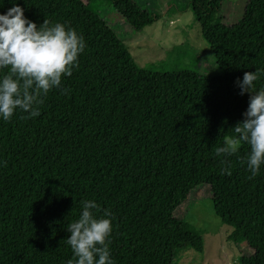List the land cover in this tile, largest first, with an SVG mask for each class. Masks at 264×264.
Masks as SVG:
<instances>
[{
    "label": "trees",
    "instance_id": "trees-1",
    "mask_svg": "<svg viewBox=\"0 0 264 264\" xmlns=\"http://www.w3.org/2000/svg\"><path fill=\"white\" fill-rule=\"evenodd\" d=\"M96 1L127 24L157 19L131 0H0V14L19 4L86 45L39 116L0 117V264H67L66 227L83 200L110 211L112 264H173L184 247L202 251L200 230L174 213L203 186L227 240L245 247L234 264H264V165L249 179L242 144L228 175L215 154L245 118L250 93L238 80L259 69L264 87V0H247L230 27L215 16L223 0H189L218 77L138 66Z\"/></svg>",
    "mask_w": 264,
    "mask_h": 264
},
{
    "label": "clouds",
    "instance_id": "clouds-1",
    "mask_svg": "<svg viewBox=\"0 0 264 264\" xmlns=\"http://www.w3.org/2000/svg\"><path fill=\"white\" fill-rule=\"evenodd\" d=\"M85 41L75 29L62 23L50 24L47 19L39 26L27 19L19 4H14L6 13L0 14V117L12 118L17 109L29 117L40 115V106L49 92L61 87L62 77L71 76L78 67V57L85 49ZM261 70L245 72L238 80L241 92L250 93L244 119L238 122L233 135L223 136V145L215 148L222 173L231 175V161L242 144L250 151L241 163H246L249 179L257 176L264 165V87L258 91L254 82ZM82 211L78 219L66 227L70 235L66 243L73 258L67 264H112L109 237L112 232L110 211L103 210L94 200L81 201ZM95 210V212L93 211Z\"/></svg>",
    "mask_w": 264,
    "mask_h": 264
},
{
    "label": "rangeland",
    "instance_id": "rangeland-1",
    "mask_svg": "<svg viewBox=\"0 0 264 264\" xmlns=\"http://www.w3.org/2000/svg\"><path fill=\"white\" fill-rule=\"evenodd\" d=\"M136 6L157 15L156 20L127 24L105 2L94 3L106 25L117 33L132 59L140 67L157 71L188 70L198 75H221L209 46L200 35L189 0H131ZM247 0H223L216 13L226 27L241 17ZM92 6V5H91ZM194 225L203 237L201 253L189 247L177 251L173 264H234L246 252L243 244L227 240L230 228L215 216L203 187L192 192L174 213Z\"/></svg>",
    "mask_w": 264,
    "mask_h": 264
}]
</instances>
